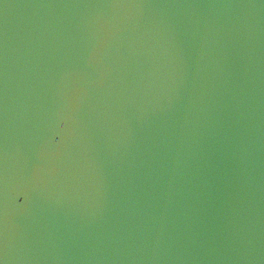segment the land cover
Returning <instances> with one entry per match:
<instances>
[{"label":"water","instance_id":"water-1","mask_svg":"<svg viewBox=\"0 0 264 264\" xmlns=\"http://www.w3.org/2000/svg\"><path fill=\"white\" fill-rule=\"evenodd\" d=\"M0 264H264V0H0Z\"/></svg>","mask_w":264,"mask_h":264}]
</instances>
